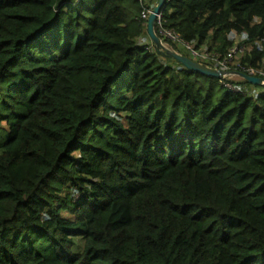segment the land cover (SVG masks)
<instances>
[{
    "label": "trees",
    "instance_id": "16d2710c",
    "mask_svg": "<svg viewBox=\"0 0 264 264\" xmlns=\"http://www.w3.org/2000/svg\"><path fill=\"white\" fill-rule=\"evenodd\" d=\"M152 9L0 0V264H264V87L159 55ZM155 30L264 76V0H166Z\"/></svg>",
    "mask_w": 264,
    "mask_h": 264
},
{
    "label": "water",
    "instance_id": "95a60500",
    "mask_svg": "<svg viewBox=\"0 0 264 264\" xmlns=\"http://www.w3.org/2000/svg\"><path fill=\"white\" fill-rule=\"evenodd\" d=\"M166 0H158L157 5L154 9L150 12L148 22H147V34L154 45L157 53L162 55L163 57L172 59L177 63L181 64L186 69L197 72L203 76L212 77L217 80H223L225 78H232L238 77L243 79L244 81L248 82V84L257 86V87H264V78L259 77H250L246 74L239 73V72H231V71H223L216 68L207 67L198 63L197 61L185 57L173 50L167 48L161 38L157 35L155 27L158 20V16L161 14V10L164 7Z\"/></svg>",
    "mask_w": 264,
    "mask_h": 264
},
{
    "label": "built area",
    "instance_id": "2783aa9c",
    "mask_svg": "<svg viewBox=\"0 0 264 264\" xmlns=\"http://www.w3.org/2000/svg\"><path fill=\"white\" fill-rule=\"evenodd\" d=\"M149 14H150V12L144 11V12L141 13V18L144 19V20H146V21H148ZM157 23L158 24L161 23V15L158 16ZM160 33H161L162 37L165 40H171L172 42H178V43H180L179 37L177 35H175L174 33L169 32V31H161ZM164 44H165V46L167 48L171 49L170 46L167 43L164 42ZM185 49L188 50V51H190L191 54H192V56L194 58H200V59L201 58H204L206 60H208V59L212 60V62L218 64V67L217 68H219L220 70H223V71H229L228 66L235 61V57L238 54H240V53L243 52V49H240L238 47H233L229 51V53L226 55V57H223L222 59H220L219 57L210 56V55H208L206 53H199L197 51H194L191 47H189L187 45H185ZM258 75H262V74L259 73L258 71L253 70V69H250L248 71V76H250V77L264 78V76L263 77H260ZM229 80H231V79L223 80L221 83L223 84V86L229 92L234 93L236 91V88L232 84L229 83Z\"/></svg>",
    "mask_w": 264,
    "mask_h": 264
},
{
    "label": "rangeland",
    "instance_id": "374dc122",
    "mask_svg": "<svg viewBox=\"0 0 264 264\" xmlns=\"http://www.w3.org/2000/svg\"><path fill=\"white\" fill-rule=\"evenodd\" d=\"M146 2H147V3H150L151 6L155 7V6L157 5L158 0H146ZM241 41H242V40L237 39L235 47H238V48L241 49V46H238V45L241 44ZM148 43H149V42H148ZM148 46H149V45H148ZM176 50L179 51L181 54H183L185 57H188V58H190V59H193V60H201V61H203V62H209L208 60H206V59H204V58H201V59H199V58H194V57L192 56L191 52L188 51V50H186L185 47H183L180 43H179L178 46L176 47ZM199 53H206V51L203 49V50L199 51ZM241 55H242V54H238V55L235 57V61L232 63L233 65H235V63H237L236 61H237V59L240 58ZM218 69H219V68H218ZM231 80L234 81V82H235V81H239L238 77H236V78H232ZM245 90H246L247 92L251 93V94H257V93L262 92V91H263V88H262V87L253 86V85H248V86H246ZM62 216H63L64 218H70V219L73 220V218H72L70 215H68L66 212H63V213H62ZM76 243H77V245H76V247H75V251H76V252H79V251L82 249V241H81L80 239H77V240H76Z\"/></svg>",
    "mask_w": 264,
    "mask_h": 264
},
{
    "label": "clouds",
    "instance_id": "9594fccd",
    "mask_svg": "<svg viewBox=\"0 0 264 264\" xmlns=\"http://www.w3.org/2000/svg\"><path fill=\"white\" fill-rule=\"evenodd\" d=\"M153 10V9H152ZM151 10V11H152ZM151 11H149V12H151ZM150 15V14H149ZM161 15V14H160ZM148 22V21H147ZM164 43V42H163ZM171 50H173V49H171ZM175 52V51H174ZM216 69H218V68H216ZM220 70V69H219ZM232 78H236V77H232ZM232 78H225V79H223V80H227V79H232ZM238 79H240V78H238ZM223 80H221V81H223ZM230 81V80H229Z\"/></svg>",
    "mask_w": 264,
    "mask_h": 264
},
{
    "label": "crops",
    "instance_id": "0c3cea01",
    "mask_svg": "<svg viewBox=\"0 0 264 264\" xmlns=\"http://www.w3.org/2000/svg\"><path fill=\"white\" fill-rule=\"evenodd\" d=\"M148 42V41H147ZM146 43V42H145ZM178 53V52H177ZM182 55V54H181Z\"/></svg>",
    "mask_w": 264,
    "mask_h": 264
}]
</instances>
